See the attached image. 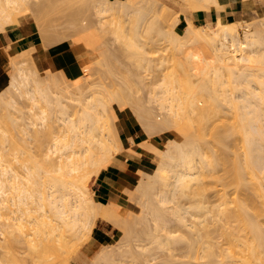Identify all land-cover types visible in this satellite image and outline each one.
<instances>
[{
    "label": "bare ground",
    "instance_id": "bare-ground-1",
    "mask_svg": "<svg viewBox=\"0 0 264 264\" xmlns=\"http://www.w3.org/2000/svg\"><path fill=\"white\" fill-rule=\"evenodd\" d=\"M183 1L189 10L192 8L199 11H216V19L201 26L186 17L187 24L183 31L178 33L174 28L179 18L176 16L170 20L171 9L164 4L156 5L153 0H93L95 13L100 19L118 11H124L125 15L130 14L129 11L135 16L139 14L135 19L131 37H127L122 31L120 33V25V28L117 26L118 34L117 29L114 32L119 41L125 44L134 66L148 70L153 66L158 65L159 68L171 62V71L164 73L160 80L157 79V83L146 93L147 101L151 104L141 105L138 97H133L132 101L139 112H128L137 120L139 133L142 135L139 143L135 142V149L152 164L150 172L126 162L127 158L134 157V149L129 147L133 140L121 139L118 126L114 125L111 130L109 125L110 117L114 121L117 118L115 109H120V106H124L120 112L126 118L124 110L127 109L130 99L126 91L112 92L103 89L99 96L92 97L77 118L72 120L66 116L67 111L61 105L63 78L58 82L54 72L51 73L50 79L48 74L51 83L47 82L45 86L53 87L57 94L55 97L48 96L47 92L51 90L45 92V86L42 88L30 71L25 70L26 67L15 66L14 62L12 63L15 59L11 60L12 54L7 52L10 63L4 68L8 71V79L0 87V205L4 201L6 206L7 201H10L13 208H8L4 218L5 214L0 212V219H4L3 222L0 221L3 229H8L5 232L9 234L18 229L21 233L23 231L29 253L36 259L35 264H47L44 263L47 260L43 261L45 255L49 252L56 255L59 251L58 246L63 241L59 228L61 226L70 230L76 227L92 228L97 219H102L118 228L125 242L129 241L126 239L134 226L129 222L132 220V214L127 211V220V213L121 204L116 201L95 200L90 188L91 181L95 182L101 171L115 168L128 171L136 177V184L125 191L129 196L135 192L139 194L142 211L141 216H137H140V221L142 219L141 223L148 225L151 221L153 226L148 225V228L154 227L153 231L160 230L159 234L155 231L156 234L151 236L152 243L157 245L156 248L166 246L162 250H172L178 243L183 249L180 259H173L170 251H167V257L159 260V264H264V52L260 50L264 41V20L255 23L240 18L236 22L224 20L220 11L222 6L218 0ZM14 2L15 0H0V27L19 28L25 32L27 28L24 26H29L35 18V13L21 19L10 9ZM76 14L71 13V18H75ZM35 15L41 17L42 13ZM148 15L150 18L146 20ZM42 18L44 17L39 18V24L34 20V25H41L43 20L45 22V18ZM106 20L105 22H108ZM146 21L149 22V27H153L155 23L156 27L161 23L169 27V30L158 34L157 40L161 41L160 44H155L147 33L143 40L137 41L138 27ZM71 22L73 23V20ZM36 28L40 30L43 27ZM160 30L158 27V31ZM44 31L38 34L40 42H36L34 38V45L25 47V58L29 57L31 60L42 57L45 60L43 48H40V51L38 47L42 42V46H45L48 44H45L46 41L54 38H51L50 34L45 35ZM156 45L159 47L156 48ZM158 48L162 54L155 57L151 55L154 51H159ZM204 49L211 51V56L208 52L209 59ZM22 53L18 54L21 56ZM180 72H184L183 76ZM191 73L196 75L194 79L189 77ZM68 82L70 86L75 87L79 85L80 80L73 78L68 79ZM112 82L111 85L114 83ZM41 85L43 86L42 83ZM117 88L119 89H114ZM5 96H9V99H5ZM17 96L30 103L27 125H30L29 128L33 126V130L34 127L38 128V124L44 126V122L48 121L46 119L51 116L48 113L51 110L47 109L53 107L54 111L59 113V116L57 114V117H51L57 118L56 122L59 121L60 128L56 130L50 146L47 147L48 163L43 169L31 162L25 142L15 139L17 134L12 128L19 132L25 131L23 117L11 115L12 118L11 113L9 114V107L14 111H21V107L17 105ZM152 103L164 113L163 121L154 118ZM223 110L231 113L233 122L217 124L211 121L213 116L221 114L220 111ZM54 111L52 110L53 113ZM50 123L49 129L53 130V120ZM35 133L34 140L39 142L37 131ZM233 133L237 134L236 138L240 141L242 166L244 173L248 175L249 183L244 184L242 188L237 186L239 189L235 188L234 195L229 194L224 187L205 186L202 185L203 180L201 181L202 176H208L210 180L212 175H216V165L225 157V148L229 145L228 137ZM125 142L129 145L125 146ZM9 156L16 161L23 159L21 172L15 170ZM43 187L49 189L46 195L43 194ZM7 191H12L13 198L7 197ZM28 203H31L29 206L33 208H27L25 205ZM32 203H35V206ZM3 229L1 230L0 225L1 232H4ZM151 233H146L147 240L150 239ZM119 240L122 245L124 241L120 238ZM115 244H112L113 249L120 246ZM112 245L107 247L108 251L101 249L97 257L107 254ZM122 250L125 251L124 247ZM110 253L104 257L108 258ZM48 257L47 254L46 258ZM55 259L54 263L59 262L58 257ZM61 264L69 263L65 261Z\"/></svg>",
    "mask_w": 264,
    "mask_h": 264
},
{
    "label": "rangeland",
    "instance_id": "rangeland-1",
    "mask_svg": "<svg viewBox=\"0 0 264 264\" xmlns=\"http://www.w3.org/2000/svg\"><path fill=\"white\" fill-rule=\"evenodd\" d=\"M153 1L156 2L155 3L156 5L164 4L171 9V11H169V12H171V15H170L171 19L170 20H172V18L175 19L176 16L179 18V21L175 25V28H174L175 31L178 33H181L183 31L185 25L187 24L185 21L186 17L190 18V20L193 21V23L196 25H201V24L203 25L205 23L207 24V23H210L211 21H213L214 19H216V11H214L215 12V18L209 19V18H206V15L210 12L209 9L199 11V10H195V9L191 8L192 10L191 9L189 10V7H187V5L184 3L183 0H153ZM218 2L222 6V8L220 7V9H221L220 11L222 12L224 20H229V21L231 20L233 22H236L240 18V19H244L248 22L250 21V22H254V23L259 21V20H264V0H244V1L243 0H218ZM50 4H52V5H50ZM11 6H12V8H10V9L12 10V13L17 14L21 19L24 17H27L29 15L31 16L34 13L35 14L42 13L41 17L43 16L45 18V22H43L44 21L43 20V21H41V25H39V26L37 24L34 25L33 22L37 16L34 14L33 17H35V18L33 21H31L29 23V26L27 25L28 27L25 25L26 22L24 23V25H25L24 28L25 27L27 28V29L25 28L27 30V31L24 30L25 32H23L22 29H19V28L4 29V28L0 27V86L3 83H5L8 79V71L5 68H6V65H8V62L10 59L9 55L12 54L10 56L11 60H12V58H13V60L15 59L14 61H12V63L14 62L13 64L17 67L18 66H21L24 68L26 67L27 69H25V70L30 71V73L33 75V77L35 79H37V81H39V84L42 88L45 86V84H47V82L49 84V82H50L49 79L51 78V73H53V72H54L53 75L55 76V78L57 77L56 80L59 79V80H57L58 82H61L62 78H63L62 84H63L64 89H63V92H62L60 99H61V105L66 109V111H67L66 116L69 119H72V120L76 119L77 116L79 115V113L81 111H83L84 107L87 105V102L92 97L97 96V95L99 96V94L103 91V89L104 90L106 89L108 91L111 90L112 92L123 91L125 93V91H126L127 92L126 94H128L130 96V99L127 102V107H126L127 109L125 108L126 110H124V111H126L125 116H126V118L130 116L129 118H131L138 126V122L135 119V117L134 116L131 117V115H129V113H134V112L138 113L139 112V109L136 107L135 103H133L132 98L138 97L137 100L139 103H141V105L142 104L144 105L146 103H148L147 105H150L151 103H149L147 101V98H146L147 97L146 93H148V89L151 86H153L155 83H157V79L160 80L162 78V75H164V73H166L167 71L170 72L171 68H172L171 62H167L166 65H163L159 68H158V65L153 66L155 68L152 67L148 70H145L143 68H137L132 63L131 55H129V53H128L129 51L127 50L125 44L122 43L123 41L122 42L119 41L118 37L115 36L116 33L114 34V32L117 29L116 32L118 34V30H119L118 25H120V27H121L120 33L122 31V33L125 34L127 37H131L133 35V32H132L133 29L132 28L134 26L135 19H136V17H138L139 14L137 16H135V15H133L132 11H129V13L130 12L131 13L127 14L128 15L127 16V15H125L124 11L123 12L118 11L116 14H114L115 16L114 15H106L104 18L102 17L100 19L95 13V9L93 7L94 6L93 0H15V2L11 4ZM38 9H40V10H39V12L36 13V11ZM42 11H44V12H42ZM43 13H44V15H43ZM71 13H77L76 17H75L76 19L71 18V15H70ZM135 14H137V13H135ZM149 15L146 18V20L149 19L150 16H153V15H150V16ZM196 15L201 17V18H204V20H202V21L197 20ZM38 17H39V15L37 16L38 20L37 19L35 20V22L37 21L36 23H38V22L40 23L41 17H39L40 19ZM106 17H108L110 20H108V18H106ZM145 17H146V15H145ZM44 18H42V19H44ZM105 19H107L106 21H108V22H105ZM153 19H152V21H154ZM72 20H73V23L71 22ZM118 21H119V23H117ZM112 23L114 25H112ZM147 23H149V22H147V21L142 22L141 26L138 27L139 29L137 28L138 33H139L138 34L139 38L137 37V41L143 40L142 39L143 36L147 33V34L151 35L152 40L155 44H160L161 41L157 40L158 34L160 32H164V31L169 30V27L166 25L163 26V24L161 23V25H158V27L161 30L158 31V27H156V23L153 24V27H149L150 25ZM115 25H116V27L117 26L118 27L116 28ZM36 26L37 27L41 26L43 28L39 30L36 28ZM107 26H109V27H107ZM44 27L46 30L44 29ZM110 27H111V30H110ZM37 30H38V32H37ZM42 30L43 31L45 30L44 31V32H46L45 35L50 34V35H52L51 38H54V39H51L49 42H47V41L45 42V44L48 43L49 45L46 44L45 46L44 45L42 46V43H43L42 42L40 44V46L38 47L40 51L42 50L40 48H43L42 53L45 56V60H44V58L42 59V57H37V58L31 59V60L29 59L28 56H27L28 59L25 58L27 55V54L23 55L26 53V50H27L26 49L24 51L25 47L26 46L28 47V45H31V44L34 45L33 44L34 38L36 39V42H40L41 39L38 36V34ZM13 31H21L23 34H27L28 36L26 38H20L19 39L21 42H19L20 45L18 46V48L17 47H11L9 49V43H10L9 35H11V33ZM44 32H43V34H44ZM77 32H79V33L76 35ZM89 34H91L93 36H90ZM55 36H57L58 38H56ZM49 37L50 36H48V38ZM46 39H47V37H46ZM120 40H122V39H120ZM21 45L23 47H21ZM32 45H31V47H32ZM155 47L157 48V47H159V45H156ZM260 47H261L260 50L262 52H264V41ZM21 48H22V50H20ZM18 50L21 51V52H18L19 54L22 53V51H24V53H22L23 57H22V55L20 56L16 52ZM204 50H203V52H204ZM209 50H211V49L209 48ZM7 52L10 54L8 55ZM14 52L17 54H15ZM105 52H107V54ZM208 52L211 56V51L205 50L204 53H207V57L209 59ZM194 53H196V49H195ZM159 54H162V51H160V49H159V51H156V52L154 51L153 53H151V55H153L154 57L158 56ZM15 55H16V58H14ZM18 55H19V57H17ZM195 55L197 56V53ZM185 56H186V54H185ZM183 58H182V61L184 60ZM108 60L110 61V63ZM156 61L157 60H154V62H156ZM45 63L48 64V66ZM48 69H49V71H48ZM46 73H47V75H46ZM48 74L50 75V77ZM183 74H184V72H183ZM183 74H182V76H183ZM47 76L49 77V79ZM184 76H186V75H184ZM195 76L196 75H193L192 73L189 75V77L191 79H194ZM58 77H60V78H58ZM73 78H78V80H80V82L78 83L79 84L78 86L72 87L69 85L68 79H73ZM184 79H185V77H184ZM112 80L114 83L112 82ZM111 82L113 83V85H111ZM41 83L43 84V86L41 85ZM47 86H45V87H47ZM45 87L43 88V90H45V92H47L48 90H51L50 92L49 91L47 92L48 96H53V95H54V97L57 96V94H55V92H54L55 89L53 87L48 86L46 89H45ZM115 87H119V89L118 88L114 89ZM130 87H131V89H130ZM48 93L49 94L51 93V95H49ZM16 98H18L17 99V105L19 108L21 107L20 110L22 112L18 111L19 112L18 113L17 111H14L9 107V111H10L9 114L11 113L10 117H12V116L15 117L16 115L18 117H20V116L23 117L22 122H24L23 127H25V131L19 132V130H15L14 128H12L13 132H16V134H17L15 136V139L18 138L17 140L25 142V148L27 149V151L31 157V159H30L31 162L38 164L39 166L42 167L41 169H43L45 164L47 165V163H48L47 154H46L48 152L47 147L50 146L51 141H52L54 135L56 134V130L58 131L60 128L58 126V125H60L59 121H57L58 123L56 122L57 118L56 119H52V118L59 116V113L57 111H54L53 107L50 109L48 106H45L43 103V105L46 108H49V109H47L48 111L51 110L48 112L49 116L50 115L51 116L48 119H46L49 122L46 121V122H48V124L46 122H44L45 123L44 126H42V125L40 126L38 124L37 125L38 128L34 127V130H33V129H31V127H33V126H31L29 128L30 125L29 126L27 125V122H28L27 112H28L29 106H30L29 101L24 99L23 97H19V96H17ZM5 99H9V96H5ZM142 99H143V101H142ZM41 106H42V104H41ZM120 107H119L120 109H118V108L115 109V112L117 115V118L115 119V121L113 120L112 117H110V120H109V125L111 127V130L113 129L114 125L118 126L119 136H120L119 121L122 118H124L120 112V111H122L121 110L122 108L124 109V106L123 107L120 106ZM143 107H147V106H143ZM156 107H157V105L152 103L151 108L153 109V116L157 121H163L164 113H162V111H160L159 109H157L158 107L157 108ZM42 108H43V106H42ZM224 109H226V108H224ZM52 110L54 111V113L52 112ZM7 111H8V108H7ZM12 111L14 114L12 113ZM220 112H222V113L221 114L219 113L218 115L213 116L211 118V121H214L217 124L218 123L230 124V122L234 121V117L227 110H223ZM28 114H29V112H28ZM9 119H11V118H9ZM52 120L54 123L53 124V126H54L53 130L49 129L50 124H51L50 122ZM34 131L35 132L37 131V135L39 137V142L34 140V137L36 135V133ZM38 131H40V132L38 133ZM23 132H26V133H23ZM41 133H42V135H41ZM236 136H237L236 133L229 135V137H228L229 145L225 148V152H224L225 157H223V159L218 161V164L216 165V168L214 170V174H216V175L214 177H213V175H212V177L210 176L212 178L210 180H208L209 179L208 176H202L201 177V178H203V179H201V181L203 180L202 185L205 184V186L216 185L217 187H224V188H226V191L229 194L233 193L232 195H234V191L236 192L235 188L237 186H239V188L240 187L242 188L245 186L244 184L248 183V180H247L248 175H246V173H244V169L242 166L243 165V159L241 158L242 157V155H241L242 148L239 145L240 141L238 138H236ZM128 138L132 140L131 136H129ZM141 139H142V135H141ZM138 143H139V141H138ZM135 144H137V143L131 142L129 145V147H133V149H134V150H132L133 151L132 154H133L134 158H137V157L144 158V156L141 154V152L136 151ZM9 159L11 160L10 163L12 164V166H14L15 170L17 169L18 172H21L22 171L21 160H23V159L16 161L11 156H9ZM1 167L2 166H0V168ZM149 168H148V172L152 171L153 166L151 163H149ZM114 170L118 171L119 169L115 168ZM125 172H128V171H125ZM239 174H240V176H239ZM243 174H245V175H243ZM237 177L239 178V181H238L239 183L237 182V180H238ZM243 178H246V179L243 180ZM206 181H209V182H206ZM91 182H92V183H90L91 185L95 183L94 181H91ZM240 183L242 184L241 186H240ZM248 185H249V183H248ZM90 188L92 189L91 186H90ZM239 188L237 187L236 189H239ZM42 189H43L42 191H44V190L46 191V192L44 191V193H43L44 195H46L49 191V189H47L46 187H43ZM219 189H221V188H219ZM123 191L124 192H123L122 196L120 197V199L117 202L124 207L125 212L127 213V214L125 213L127 215V220H129V218H128L129 213H130V215L131 214L133 215V216L132 215L130 216L131 217L130 219H132V220H130L129 222H131V224L134 226L132 227L131 233L129 232L130 236H128V239H126V241L127 240H129V241L125 242V240H123L121 238L123 236H121L122 233L119 231V229L116 228L115 226H113L111 223H110L111 224L110 225L109 222L107 223V221L102 220V219L96 220L94 223V226L92 228L76 227L75 229L70 230V229L66 228L65 226H61L59 228H60V232H61L63 241H62L61 245L58 246L59 248L57 247L59 249V251H57V253L59 252L58 256H56L57 253H56V255H53V254H50V252H49V253H47L49 256L48 258H46L47 254L45 255V258H44L45 260H43V261L47 260V262H44V263L49 264V261H51V262L53 261V263L50 262V264H61L62 262L67 261L69 264H120V262H121V264L122 263L123 264H159L160 263L159 260L162 261L163 259H165L167 257V255H168V253L166 254L167 251L168 252L170 251L169 254L172 256L173 259H180L181 255L183 254V252H182L183 249L180 247V244H178V243H176L174 245V248H172V250L171 249L170 250L167 249V251H166V249L162 250V248L163 247L166 248V246L156 248L157 245L155 244V242H153L155 245L152 243L153 237L151 239V236L152 235L154 236V234H156L155 231H157V230L153 231L154 227L148 228V225L153 226V223L151 221H149L148 225H146L145 223L142 224L143 221L141 219V221H142V223H141L140 218H139L141 216L140 214L142 211V207H141L140 202H139L140 201L139 196H138L139 194H137L135 192L137 195L134 193V194L129 196L128 193L125 191V189H123ZM10 193L9 192L7 193L8 194L7 197L9 196L10 198L11 197L13 198V196H12L13 193H11V194ZM14 195H15V192H14ZM183 201H185V198L183 199ZM186 201H187V199H186ZM2 203H4V204H2ZM2 203H1V205H3L4 207L2 208L0 205V208H1L0 212L3 211V213L5 214L3 216V218H4L6 216V214L8 213V210L10 208H13V207H12V204L10 201H7L6 206H5L6 202L3 201ZM29 204H31V203H28V205L26 204L25 206L27 208H29L30 207ZM32 204H34V206H35V203H32ZM7 205H8V207H7ZM50 215L52 216L51 212H50ZM126 215H124V216L126 217ZM137 215H140V216L138 217ZM148 219H149V217H148ZM0 220H2V222H3L4 219H0ZM134 221L136 223H132ZM2 222L0 221L1 230L3 229ZM26 225H27V223H26ZM143 226L145 228L147 226L146 229L148 231ZM149 229H151V231ZM1 230H0V232H1ZM7 230L8 229H5L4 232ZM158 231H160V230H158ZM158 231H157V234H159ZM2 232L0 233V264H8V261L10 262L9 264H35L36 259L34 260L33 258H35V257H31V253H29L30 250H29V247L26 244V240H25L26 235L25 236L22 235L23 231L21 233L20 229H18V230L12 231L10 234H9V232H5V233L4 232L2 233ZM148 232L153 233V234L152 233L149 234L151 240L149 239V235H148L149 240L146 239V235L148 234ZM6 236L7 237L9 236V237L7 238ZM57 238H58V236L56 235V239ZM119 238L122 241H124L123 244L124 243L126 244V245L124 244L125 246L122 244L125 251L122 250L123 247L120 244L121 241L119 240ZM116 240L118 242L119 241L120 242L117 243ZM115 243L117 245L120 244V246L118 248L114 247V249H113L112 247L114 245H112V244H115ZM128 243H130V245ZM116 244H115V246H117ZM110 245H112L110 247V249L111 248L112 249L111 250L109 249V252H107V254H105V255H108L111 252L110 253L111 255L108 258L104 257L105 255H103L102 257H97V254L101 249H107V251H108V248ZM140 246H142V248ZM175 246H176V248H175ZM159 248H161V249H159ZM145 249L146 250L149 249L148 252ZM120 251H122V253ZM112 252L114 253V255ZM51 255L54 257V259H55V257L56 258L58 257L59 262L54 263V261L55 260L57 261V259L52 260L53 257L51 258ZM112 255H113V257H112ZM120 255H121V257H120ZM146 258H147V260H146ZM1 261H4V262H1ZM60 261H62V262L60 263ZM176 261H178V260H176Z\"/></svg>",
    "mask_w": 264,
    "mask_h": 264
},
{
    "label": "crops",
    "instance_id": "crops-1",
    "mask_svg": "<svg viewBox=\"0 0 264 264\" xmlns=\"http://www.w3.org/2000/svg\"><path fill=\"white\" fill-rule=\"evenodd\" d=\"M206 18L214 19L215 12L210 11L206 15ZM197 20L202 21L204 20V18L197 16ZM27 36H28L27 34H23L21 31H13L11 35H9L10 37L9 49L11 47L18 48V46L20 45L19 42H21L19 39L26 38ZM129 122L131 125L129 124ZM119 127H120L119 137L121 139H124V138L126 139L129 136H131L134 143L141 140V135L139 133V127L131 118L129 117L122 118L119 121ZM124 145L128 146L129 143L125 142ZM147 161L148 160L141 158V157H137V158L129 157L126 159V162L128 164L138 169H141L143 171H148L149 161L148 162ZM136 182H137V179L134 175H132L131 173L125 172L123 170H118V171L114 169L103 170L101 171L99 176L96 178L94 185L93 184L91 185V187H93L92 197L95 200L100 201V202H108V201L117 202L124 192L123 189L132 188L136 184Z\"/></svg>",
    "mask_w": 264,
    "mask_h": 264
}]
</instances>
